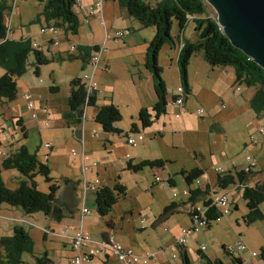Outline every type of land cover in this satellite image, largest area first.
Wrapping results in <instances>:
<instances>
[{
    "label": "rangeland",
    "instance_id": "1",
    "mask_svg": "<svg viewBox=\"0 0 264 264\" xmlns=\"http://www.w3.org/2000/svg\"><path fill=\"white\" fill-rule=\"evenodd\" d=\"M204 1L206 3L208 14L217 20L216 10L207 0ZM113 8L115 11L111 25L112 31L126 26V18L119 15L121 14L122 9H120L121 7L119 8L116 3L105 2L103 14L108 15ZM40 9L41 4L38 0H18L16 8H14L15 11L13 12V16L10 18L11 24L9 25L6 22L8 28H12L16 32V35H20L25 28L30 26L32 33H36L33 40H38L39 23L35 21L34 18ZM146 32L150 33L148 29H144L141 32V35H146ZM170 35L174 40L178 39V37H183V35L187 37L188 42H194L197 39L194 25L191 20H188L181 29L179 28L177 21L173 20L170 26ZM121 41V39L117 41L109 40L106 43L107 52L105 51V54L111 56V60L114 61L112 67L116 68L121 74V78L115 87L119 90H125L130 87V83L128 82L129 78L125 70L126 68L122 63L132 57L137 61H141L144 57V49H141L139 46L125 47L122 45ZM161 47L159 56V62L162 68L161 77L166 81L169 89L168 92L171 93L170 89L172 86L175 87L176 83H178V73L174 63V55L172 54V62L169 60L171 57H169V59L166 58V51L171 56V50L168 49L169 45L166 43ZM64 51H67V49ZM48 53L51 54V51H48ZM32 54L33 53H30L28 60H26L25 72L20 77L16 78V99L9 102L8 105L11 108V111L19 112L26 123L31 119L27 117L29 116V111L27 109L23 110V101L25 103V100L22 95L24 92H27L33 87V85L48 87L51 82V69L55 71V77L62 84L61 87L64 86L63 81L65 78L81 75L84 71L78 69L77 60H65L62 63L53 61L49 64L41 65L39 66V74H36L34 57ZM63 55L68 56V54ZM189 61L187 68L189 69L190 78L195 81V95L189 100L188 110L178 116L181 124L182 117L184 116L185 118V122L178 131L175 132L174 129L170 128L168 125H166L165 128H162V122L159 118V120L153 122L150 126L151 128H142L137 120L136 122L139 133H143L145 140H151L152 142L145 149L142 146L145 140L143 142L138 141L135 146H131L126 142V137L124 135L106 133L109 134L107 137L113 141L115 140L120 146L124 145L128 150L129 155L141 154L142 156L149 154L150 157H162L167 159L165 161L167 165V168L164 170L165 173L169 172V168L175 171L179 170L180 165H193L196 161L194 162L193 159L189 158H193L194 154L196 155L198 165H202L206 169H214L219 166L223 170L231 165V161H234L237 165H243L245 153H249L247 146L257 148L259 155L263 157L264 135L255 132L261 125H264V113L261 112L258 115L254 107H249L250 104H247V106L243 104L247 99L246 95H249L250 93L248 88L244 84H241L240 90L233 92L230 87L233 83L228 78V75H226L224 67H211L208 65L203 61L201 51L193 54ZM198 71L201 73L200 75L197 74ZM1 73L2 69L0 68V74ZM149 96L155 95H153L152 92L149 93ZM230 99L238 100L242 106V108L240 107L237 109L231 116L226 115L224 112L225 107H229ZM199 108L203 110L201 115L196 113V110ZM122 109L123 117L118 121V124L122 128H130L131 123H133L130 115L133 113L131 114L129 110ZM225 110L228 111V109ZM91 111L92 108H90V106L85 110L87 129L86 142L89 143L86 148L90 146L96 155L94 156L97 158L101 156L105 159L108 158L109 162L115 167L114 175L115 177L118 176V182L126 185V195L124 198L118 200L112 211L105 216H100L94 205L87 204L90 208V213L88 216L83 217V226L92 235L97 236L100 231L108 226V221H111V225H113L115 231H113V234L114 236L115 234L119 235V238L116 239L121 243H130L133 239L139 240L140 238H148V240L146 239L145 241L150 242L152 240L153 243L151 244V248H154L158 245L157 236H159L160 243L163 242L162 244L171 241L173 239L172 232L176 226L184 225L186 223V225L189 224V221L187 222L186 214H182V212H173L166 219L164 218L157 226L152 227L151 224L152 222L155 223L161 219L158 215L163 206L168 204L169 200L179 201L183 197L180 192L187 187H193L195 184L192 183L190 186H187L183 183L180 173H176L174 175L178 177L177 184L171 186L165 185L162 187L159 183L155 184L156 182L154 181V176L152 175L149 166L143 167L140 172H133L125 168V164L121 162L122 148L119 149L117 153L114 152V150L106 153V151L102 149V143L105 141L104 133L97 123L91 121L89 118L88 115ZM133 119H135V116ZM171 127H173L172 124ZM154 128H160L161 133L156 132L155 139L152 140V129ZM93 130L97 131V137H89V133L91 134ZM164 130H167V132L163 134ZM3 132L10 134L6 129H3ZM137 134L138 133H132L134 137H136ZM253 134L258 142L256 145L260 144L262 145V148L258 149L256 145L250 143V137H253ZM14 135L15 134H10L12 138ZM47 141L48 138L43 136L41 143L37 141L36 145H44L45 142L49 143ZM0 143L2 148L6 144L2 138ZM19 144L20 141L12 142L13 146H18ZM108 144L109 143L106 145L109 146ZM36 145L31 148V152L35 151ZM55 147L56 148L52 150L53 152H56L62 147L59 149L61 152L57 157L49 156V149H45L42 146L40 147L39 152H36L40 156H48L47 163L50 168L49 176L52 177L53 181L58 185H61L60 179L63 177H73V179L74 177H78L77 180H81L82 172L77 162L78 157L71 155L72 148L80 151V145L78 144L77 139H74V142L72 141L65 145L56 143ZM51 154L53 153L51 152ZM224 155L225 157L227 155V157L223 158ZM98 159L104 160L101 158ZM257 161L259 162L260 158H258ZM258 167L259 166L257 165L255 170H258ZM255 170L253 171L254 173L252 172L249 176L250 181L248 185L250 186L261 181V179H255L257 174ZM1 177L7 187L15 188L18 182L19 173L14 168L3 169ZM202 179H205V176L199 177L200 182ZM35 180L37 188L40 191H48L49 183L45 182L41 175H36ZM64 190L63 193L62 191L60 192L59 198L71 201V194H69L70 189L67 187L64 188ZM176 190L178 196L173 197L172 192ZM197 200H199V198ZM245 203V200L242 198L241 190L233 192L230 211L227 214V217H223L218 222H211L209 227L199 229L187 238V255L191 264H203L205 260L201 259L196 253L195 249L199 244H205L206 248L204 252H206V256L211 260L217 259L228 264L229 256L226 253L225 247L240 239L246 244V250L243 251V253L236 252L233 255L241 257L245 261V264H264L259 257V252L261 248L264 247V218H257L252 222H246L245 216L248 209ZM2 205L8 206L5 203H2ZM259 208L264 214V201L259 204ZM141 218L145 219L147 227L143 230H135V227L140 224ZM1 219L0 216V220ZM155 219L156 221H154ZM6 220L8 223L13 222L9 219ZM75 223L78 225L79 221ZM53 224L56 225L57 223L53 222ZM18 225L22 226L25 231L29 229L22 223H18ZM57 227L58 228H55L56 230H54L55 237L60 234L59 228L61 225H58ZM7 228L6 225L0 226V231L4 232ZM29 231L34 238L38 249V246L43 244L38 232L39 230L37 231V229L33 227ZM7 233L9 234L7 235ZM12 233V231L4 232V235L10 236ZM141 242L143 241L141 240ZM174 251L177 252L178 249L175 247ZM251 252H255L256 256H251ZM65 254L68 255V253L59 246L58 248H53L51 256L55 264H68L67 256H65ZM27 256V254H24L23 258L25 259ZM93 262L90 264H93Z\"/></svg>",
    "mask_w": 264,
    "mask_h": 264
},
{
    "label": "trees",
    "instance_id": "2",
    "mask_svg": "<svg viewBox=\"0 0 264 264\" xmlns=\"http://www.w3.org/2000/svg\"><path fill=\"white\" fill-rule=\"evenodd\" d=\"M112 1H116L120 7L125 8L128 16L136 19L142 26L153 27L154 29L152 39L147 46L146 67L152 73L153 91L156 101L151 107L139 109L137 120L142 128L150 127L166 111L167 90L161 77L162 68L158 64L157 56L163 44L171 45L175 42L170 35V26L173 20L177 21L180 29L188 20H191L197 35V39L194 42H188L183 39V44L178 54L179 58H177L180 84L184 89L183 98L186 100L191 94V88L187 83V65L191 56L201 51L204 60L211 67L230 66L234 70V82L244 84L247 87H256L250 99V106L255 108L258 115L261 112L264 113V69L230 43L217 21L208 14L204 0ZM38 2L41 4L38 19L42 17L46 25L53 24L64 35L77 33L80 21L77 10L74 8L76 0H38ZM9 8L10 6L0 1V68L4 70L0 76V93L4 94L8 99H13L17 90L16 78L25 72L26 60H28L30 53H33L35 73H38L39 66L48 64L52 61V58L46 56L40 48L41 46L34 48L33 43L36 40L34 41L30 37H20L18 39L9 37V28L5 22V14ZM73 43L77 47V44ZM78 47L83 51L81 57V70H83L85 63L89 59V54L92 50L97 49L98 46L79 45ZM69 88L68 109L63 116L69 123L80 124L86 107L96 106V95L95 92L87 95L85 83L79 77H74L70 80ZM50 89L53 91L57 87L52 86ZM120 119V111L112 102L98 106L93 116L94 122L100 126L103 132L107 133H122L115 126V123ZM17 122V126L21 127L22 135L26 137L24 127L20 125L21 119ZM136 130L137 124L133 122L131 123L130 132H126L123 135L127 137ZM6 144H9L10 150L7 156L1 159L0 163V205L5 203L10 207L19 208L26 215L40 212L46 217L57 221L61 220L64 215L66 216V214H61L62 210L70 213L76 209L78 210L77 199L75 198L77 181L63 177L60 179L61 185H58L49 176L50 168L47 161L39 159L36 150L31 152L25 144H20L17 147H14L9 141ZM163 164L164 161L160 159L142 160L137 163L128 161L126 168L137 171L145 165L162 167ZM8 168H14L19 173L15 188L7 187L1 177V171ZM251 173L236 172L234 169L233 173L230 170L217 173L216 179L218 188H227L235 184L242 187V198L245 200L248 209L245 216L246 222L264 218V214L259 208V204L264 201V178L255 185L250 186L248 183ZM181 174L186 185L190 186L202 176L203 170L194 167L189 170H182ZM36 175H41L44 181L49 183L47 192H42L37 188ZM167 183L169 184V182ZM67 187L70 189L71 201L59 198L60 191ZM188 188L190 196L187 201L178 204L171 202L164 207L162 213L165 214L177 206H183L187 209L189 203L207 194L205 189ZM125 195L126 187L120 182H115L112 186L101 185L98 191L95 192L94 207L97 213L100 216L109 214L118 200L124 198ZM208 203V201L202 200L203 206ZM60 205L62 208H60ZM214 211L215 209L211 208L206 212L205 216L208 220L214 219L216 215ZM209 226L210 223H208L207 227ZM12 232L10 236L0 237V264H54L46 252L39 254L34 251V241L23 227L14 226ZM178 252L180 264H191L186 246L178 247ZM196 253L201 259H205L203 264H226L217 259L211 260L200 250H196ZM24 254L29 255L32 261H28L27 257L24 259ZM227 254L229 256L228 264H245L241 257ZM259 257L264 263V247L261 248Z\"/></svg>",
    "mask_w": 264,
    "mask_h": 264
},
{
    "label": "crops",
    "instance_id": "3",
    "mask_svg": "<svg viewBox=\"0 0 264 264\" xmlns=\"http://www.w3.org/2000/svg\"><path fill=\"white\" fill-rule=\"evenodd\" d=\"M0 1L2 3H5L6 5L10 6V8L6 11V14H5V22H7V24L10 25L11 24L10 18L13 16V12L15 11L14 8H16L18 0H16L14 5H13L12 0H0ZM94 1L95 0H83V3L90 4V3H93ZM105 2L106 3L112 2V3H116L118 5V3L116 1L103 0L102 18L104 21V26L101 24L100 17H97V16L86 17L84 13L77 12L78 17H79V21H80V25H79V28H78V31L76 34L67 33L64 35V33L61 30H59L60 34H63V36L65 38L63 36H59V44L58 45H53L50 42V39L52 37L51 34L41 35L38 38V40H36V41H39V40L42 41L41 42L42 45L40 48L43 50V52L46 54V56L52 58L51 62L57 61V62L62 63L65 60H77L79 70H81V66H82L81 57L83 54V51L80 50L78 47L79 45L92 47L93 45L104 44L105 51H106V43L109 40L117 41V40L121 39L122 40L121 43L125 47L139 46L141 49H144V57L141 61H137V60H135V58L132 57V58H128L124 63H122L126 68L125 70L127 72L128 78H129L128 82L130 83V87L128 89H125V90H119L115 87V85L118 83V81L121 78V74L118 72V70H116V68L112 67V64L114 63V61L111 60V56H109L108 54H105V51L103 53H101L100 61L98 62L97 66L94 70V74H93V81L95 82V86H96V90H95L96 106H90V108H92V111L88 115L89 118L91 119V121L94 122L93 116L95 114L97 107L100 105H105V104H108L109 102H112L119 109L120 114H121V119L123 117V109L122 108H124L126 110H129L131 114L132 113L134 114V115L133 114L130 115L131 120H132V122H135L137 124V122H136L137 121V113H138L139 109L142 107H151L156 101L155 96H149V93L153 92V95H155V94L153 91L152 73L146 67L147 46H148L149 41L152 39V36L154 34V29H153V27L142 26L136 19L128 16L125 8H123V7L120 8V6L118 5V7L120 9H122L121 14H119V15L126 18V26L123 28L114 30L115 32L118 30H123V35L117 39L113 38L115 32L112 31L111 25H112V19H113V15H114L115 10L113 8L112 11H110V13L108 15H104L103 10H104V3ZM105 6H106V4H105ZM40 10H39V12H40ZM34 20L39 23V28L46 24L42 17H40L38 19V14L34 18ZM144 29H148L150 31L151 35L148 32H146V35H141V32ZM8 32H9V37L14 38V39H18L20 37H30L31 39H33L35 34H36V33H32L30 26L28 28H25L21 32L20 35H16V32L12 28L11 29L9 28ZM106 33L109 35L110 38H108V39L106 38ZM183 34H184V31H183ZM183 39L187 40V37H185L183 35V37H178V39H176L173 44H171V45L168 44L169 45L168 49L171 50V56L166 51V58L169 59V57H171L169 60L172 62V60H173L172 54L174 55L173 56L174 57V63H175V67L177 69L176 71L178 73V83H176L175 87L172 86V88L170 89L171 93H169L167 83L164 80L166 90H167V94H166L167 105H166L165 113L159 117V119H161V122H162V128H165L166 125H168V126H170V128H173L175 132L178 131L182 127L183 123L185 122L184 121L185 118L183 115H182L183 116L182 117V124H181L180 120L178 119L179 117L175 115L176 110H177V106L174 105V103H173V97L175 95L176 88H177V86L180 85L177 58H178L179 50L183 44ZM67 40L75 42L77 44V47H76V50L74 52L70 53L68 56H64L63 54H67L66 51H64V50L67 49L68 44H69ZM48 51H51V54L48 53ZM160 51L161 50H159L158 56H157V60H158L159 65H160V62H159ZM190 60H191V58H190ZM203 61H205L204 58H203ZM51 62H49V63H51ZM224 69H225L226 75H228V78L231 80V82L234 85L235 75H234L233 68L230 66H224ZM83 70L84 71L82 72L81 75H75V76L70 77V78H65V80L63 81L64 86L61 87L62 84L55 77V74H56L55 71L53 69H51V72H50V81L51 82H50V85L48 87H39V86L33 85V87H31L28 90V92L31 93L32 99L34 100V102L37 106H42V105L47 106L48 109L50 110V113L48 116L49 126L44 125L43 119H45V118H40L39 122H37V123L34 122L33 120H29V122L26 123L19 112L11 111V108L8 106L9 102L16 99L17 92H16V95L13 99H8L4 94L0 93V141H1V138L5 141V143H7V141H9L10 143L15 142V141H18V142L20 141V144H25L28 147V149L31 150V148H33L36 145L37 141H39V143H41V139L44 136V137L48 138L47 142L50 143V147L48 148L49 149V156L57 157V156H59V153L61 152L59 149L62 147H60L56 152L54 151L55 152L54 153L52 150L54 148H56L55 147L56 143L65 145L66 143L68 144V143H71L72 141L74 142V139H77V142L80 145V151H77L74 148H72V149L76 150L78 153L81 151H84L90 157V159H94V160L98 161V163H99L97 167L88 169L85 175L82 173L81 180L80 179L77 180L78 177H74V179H73V177H68V178L72 179L73 181H77L76 190H75V198L77 199L78 210L76 209L75 211H73L71 213L67 212L65 210H62L61 214H66V216L64 215V217H62V219L59 221L54 220V219H50L49 217H46L45 215H43L40 212H39L40 214L34 213V214L26 215L19 208L10 207V206H6V205L3 206L2 204L0 205V216L2 218L0 220V226L6 225L8 227L6 229V231H4V232H10L13 230L14 226L18 227V226H20V225H18V223H22L23 225H26L27 228H29V229H27V232L32 237L29 230H31V228L34 227L37 229V231L39 230L38 232H39V235L41 238V242H43V244L38 246V249H37V244L35 243L34 238L32 237V239L34 241V251L36 253H39V254L46 252L48 257L53 261L52 256H51L53 248H58L60 246L61 248H63L68 253V255L65 254V256H67L66 258H67L68 264H71L70 263V256L72 255V252L70 249L71 246H70L69 242L67 241V239L64 238L63 236H59V235H56V237L54 236L55 235L54 230H56L55 228H58L57 227L58 225H61L59 230L66 228V227L70 228V230H73L77 227H81L83 229V231L87 232L94 241H100L104 235V232L110 231L113 234V231H114L113 225H111V221H108V226L104 230L100 231V233L97 236L92 235L83 226L84 225L83 217L88 216L89 214L82 216V213L80 212V208L84 205H86L88 207L87 204L94 205L95 194L88 191V190L84 191V187H83L82 182L84 181L85 178L87 180H92L96 176L99 178L101 185L112 186L115 182H118V180H117L118 176L115 177V175H114L115 167L109 162L108 158L105 159L103 156H101L98 158H101L104 160H99L97 157H95L96 155L90 146L88 148H86L87 145L89 144L88 142H86V135H87L86 112H84L82 122L80 124H75V125L67 122V120L63 116L64 113L68 109L67 98L69 95V89H70L69 88V82H70V80L74 77L82 78V76L84 74H90L93 71L92 68L88 65V61L85 63V68ZM3 72H4V70L2 69V73L0 74V76L3 74ZM39 72H40V68L38 69V73H36V74H39ZM197 74L200 75L201 73L198 71ZM67 81H68V83H67ZM187 83L191 88V94L189 95V97L186 100L184 99V102H183L184 106H183V109L181 111L182 114L184 113V111L186 112L188 110L189 100L192 96L194 97V95H195V81L190 78L188 68H187ZM233 85H230L232 90H233ZM52 86L57 87V89H53V91H52L50 89V87H52ZM247 88L250 91V93H249V95H246L247 99L243 103L245 106H247V104L248 105L250 104V99H251L256 87H247ZM233 92H235V90H233ZM240 107L242 108V106L238 100H236V99L231 100L230 99L229 107L228 108L225 107V109H228V111L224 109V112L226 115L231 116ZM249 107H250V105H249ZM23 110H26V106H25L24 101H23ZM28 114H29V112H28ZM134 116H135V119H133ZM27 117L30 118V114ZM20 119H21L20 125L24 127L26 137H24L22 135L21 127L17 126V124H18L17 121ZM159 119H157V120H159ZM171 124L173 125V127H171ZM115 126H117L122 131V133H120L121 135H123L126 132H130V128H128V127L122 128L119 126L118 122L115 123ZM99 128H100V126H99ZM3 129H6L12 135L15 134L13 136V138L10 136V134H7V132H3ZM138 131H139V129H138V125H137V130L133 131L132 133H137ZM152 132H153L152 133L153 134L152 140H154L155 139V133L156 132L161 133V129L160 128L159 129L154 128V129H152ZM166 132H167V130L166 131L164 130L163 134ZM103 133H104L103 135H104L105 141H103V143H102V146H103L102 149L105 150L106 153H109L111 150H114V152L117 153V151L122 148L123 151L121 153V162H123V164H125V168H126V163L128 161H131L132 163H137V162L142 161V160H156V159L163 160L164 164L162 167H155V166H153V167L149 166V167L151 168V173L154 176V179H155V175L159 174L165 181L167 180L166 182H169V184H170L169 186H171V185L177 184L178 177L174 174L180 173L181 179H182L183 183H185L184 177L181 174V171L182 170H189L191 168L198 166V168H201L203 170L202 176H205V179H202L201 182L199 183L200 188L203 190L205 189L207 191V194L204 196L207 197L210 192L218 189V184H217V180H216L217 179V172L215 171L216 167L214 169H212V168L206 169L202 165H198L197 160H196L197 158H196L195 154H194L193 158H189V159H193L194 162L196 161V163H194L193 165H187V164L180 165L179 170H175V171L168 167L169 168L168 170L171 173H169V172L165 173L164 170H165V168H167L165 161L167 159L162 158V157H150L149 154L148 155H142V156H141V154L140 155H137V154L129 155V152L124 145H122V146L118 145L115 140L113 141L112 139L107 137L109 135V134H106L107 132H103ZM255 133H258V131H256ZM110 134H112V133H110ZM163 134H162V136H163ZM254 136L255 135L253 134L252 138L256 141V137H254ZM89 137H92L90 135V133H89ZM144 140H145V138L140 140V141L143 142ZM107 143H109L108 144L109 146L106 145ZM150 143H152L151 140L150 141L145 140L144 144L142 145L143 148L145 149ZM250 143H252V142H250ZM75 144H76V142H75ZM253 144L256 145L257 143H253ZM41 146L46 149V147L44 145H36L35 150L37 152H39V149ZM14 147H17V146L14 145ZM247 147H248L249 153H245V155L246 154H252L257 158V160H258V158H260V161L259 162L257 161V165L259 166L258 170H255V168H256L255 167L252 170V172L255 170V172L257 173L255 179H257V180L261 179L262 180L264 178V156L262 157L259 155L257 148H254L253 146H247ZM256 147H258V149H259V148H262V145L258 144V145H256ZM51 152L53 154H51ZM37 156L41 160H46V161L48 160V156L44 157L46 155H43V156L41 155L42 156L41 157L37 153ZM76 157H78L77 162H78L79 168L81 170L80 156L77 155ZM226 157H227V155H226ZM226 157L224 155L223 158H226ZM105 161H106V163H105ZM0 163H1V158H0ZM230 164L231 165L227 169H225L224 171L230 170L233 173L234 169H238V168H240V166H242V164L237 165L234 161H231ZM243 164H244V158H243ZM145 166H148V165H145ZM145 166H143V167H145ZM128 170L133 171L132 169H128ZM140 170H137V171L140 172ZM137 171H133V172H137ZM1 173H2V171H1ZM155 184H157V183H155ZM124 186L126 187V185H124ZM160 186H162V185H160ZM194 186H196V185H194ZM162 187H164V186H162ZM10 188H13V187H10ZM238 190L242 191V187L237 186L232 191V195H233V192H236ZM63 191H65V190L63 189ZM183 201L184 202L186 201L184 197H182L179 201L169 200L168 204L163 206L161 212L158 215V217H161V219L155 223L152 222L151 226L152 227L157 226L164 218L166 219L173 212H182V214H186L187 222H188L189 221L188 220L189 215L183 206H177L176 208L169 210L165 214L162 213L164 207L168 206L171 202H175L178 204V203L183 202ZM60 208H62L61 205H60ZM161 214H164V215H161ZM6 219H9L13 222L8 223V222H6L7 221ZM156 219L154 221H156ZM77 221H79L78 225H76V223H75ZM53 222H56L57 224L54 225ZM186 224L176 226L172 232L173 239L171 241H167L165 244H162L163 242L160 243L159 236H157L158 237V245L154 248H151V246H152L151 244L153 243L152 240L150 242L145 241L146 239L148 240V238H140L139 240L133 239V241L131 240L130 243H121L118 239H116V238H119V235L115 234V236H116L115 237L113 234V236L122 245H124L126 247H130L138 253H143L146 251L157 252V259L155 261H153L152 264H178L177 261L172 260V258H171V255L173 253H175L174 248H171V245L175 241V238L178 236L181 227L185 226ZM146 227H147L146 223H145L144 227H141V225L139 224L135 227V230H143ZM4 232L0 231V237L6 236V235H4ZM8 234L9 233H7V235ZM57 237H59V238H57ZM141 240L143 242H141ZM186 251L188 253L187 247H186ZM204 254L206 255V252H204ZM27 260L32 261V259L29 255L27 256ZM91 262H93V264H120L113 258L112 255H107L106 257L105 256H95L91 260H89L88 262H84V263L90 264ZM54 264H55V262H54Z\"/></svg>",
    "mask_w": 264,
    "mask_h": 264
},
{
    "label": "built area",
    "instance_id": "4",
    "mask_svg": "<svg viewBox=\"0 0 264 264\" xmlns=\"http://www.w3.org/2000/svg\"><path fill=\"white\" fill-rule=\"evenodd\" d=\"M13 5L15 4L16 0H12ZM102 7H103V0H95L93 3L85 4L83 3V0H76V3L74 5V8L77 10V12H82L85 14L86 17H93L97 16L100 17L101 24L104 26V21L102 18ZM51 34L52 37L50 39V42L53 45L59 44V36H63V34H60L59 29L56 28L53 24L44 25L39 28V34ZM123 35V30H118L114 33L113 38L117 39L120 36ZM106 38H110L109 35L106 33ZM40 41V40H39ZM36 41L33 43V47H40L42 45V41ZM68 47L66 53L69 55L70 53L74 52L76 50V46L73 42H68ZM98 48L95 50H92L89 54L88 59V65L92 68V73L90 74H84L82 76V80L85 83V89L87 95H90L95 92L96 86L95 82L93 81V74L94 70L100 61L101 53L105 51L104 44L97 45ZM239 83L235 82L233 85V90L239 91L240 90ZM23 99L25 100V106L26 109L29 111L30 118L34 122H39L40 118H45L44 125L49 126L48 122V116L50 113V110L47 106H37L32 99V95L30 92H24L22 95ZM184 89L182 85L180 84L177 86L175 95L173 98L174 105L177 106L176 110V116H179L181 114V111L183 109V102H184ZM196 113L201 115L203 113V110L201 108L196 110ZM258 133L261 135H264V125H261L257 129ZM134 137L132 134H129L126 137V142L131 145L135 146L138 141L144 139L143 133H139ZM92 137H97L98 133L96 131H93L90 134ZM250 141L252 143H258L256 142L252 137H250ZM9 144H6L3 148L0 145V158L7 156L10 147ZM44 146L46 148L50 147L49 143H45ZM71 154L74 156H80L81 160V172L85 175L87 170L90 168H95L98 166V161L94 159H90V157L84 152H77L76 150H71ZM257 165V159L252 154H246L244 156V164L240 166V168L235 169L236 172H252V170ZM215 171L217 173H222L224 170H222L220 167H216ZM155 182L159 183L162 186L169 184L159 175H155ZM196 186H193L195 188H200V181L199 179H196L193 182ZM84 191H90L95 194L96 191L100 188V180L96 176L92 180H87L86 178L82 182ZM239 185H230L227 188H218L215 191H212L209 193V195L200 197L199 200L193 201L192 203H189L187 205L186 211L189 215V224L186 226L181 227L180 232L178 236L175 238V241L172 243L171 248H178L186 246L187 238L195 231L205 228L208 226V223L211 222H218L223 217H227V214L230 211V204L232 201V191ZM194 189V188H193ZM181 196L185 198L187 201L190 196L189 188L183 189L182 192H180ZM172 196L176 197L178 196L177 190L172 192ZM202 200L208 201L209 203L206 204V206H203ZM199 201V202H198ZM211 208H214V214L215 217L213 220H208V218L205 216L206 212L210 210ZM80 212L82 213V216L88 215L90 213V208L86 205L82 206L80 208ZM145 219H140V225L141 227L145 226ZM60 234L59 236H63L67 239L71 246V252L72 255L70 256V263L71 264H83L84 262H88L95 256H107L112 255L113 258L120 264H152L153 261L157 259V252L155 251H146L143 253H138L134 249L130 247H126L122 245L118 240L115 239L113 234L110 231L104 232V235L100 241H94L91 236L83 231L81 227H77L73 230H70V228L66 227L61 230H59ZM205 244H199L196 248V250H200L202 252L205 251ZM225 250L229 254L234 253H243V251L246 250V244L240 239L234 242L233 244L225 247ZM251 256H256L255 252L250 253ZM172 260L177 261L179 264L181 263L179 252H175L171 255ZM245 262V261H244Z\"/></svg>",
    "mask_w": 264,
    "mask_h": 264
},
{
    "label": "water",
    "instance_id": "5",
    "mask_svg": "<svg viewBox=\"0 0 264 264\" xmlns=\"http://www.w3.org/2000/svg\"><path fill=\"white\" fill-rule=\"evenodd\" d=\"M230 43L264 69V0H207Z\"/></svg>",
    "mask_w": 264,
    "mask_h": 264
},
{
    "label": "bare ground",
    "instance_id": "6",
    "mask_svg": "<svg viewBox=\"0 0 264 264\" xmlns=\"http://www.w3.org/2000/svg\"><path fill=\"white\" fill-rule=\"evenodd\" d=\"M179 58V57H178Z\"/></svg>",
    "mask_w": 264,
    "mask_h": 264
}]
</instances>
